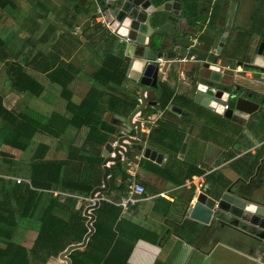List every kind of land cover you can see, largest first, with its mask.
I'll return each mask as SVG.
<instances>
[{
	"label": "crops",
	"instance_id": "0c3cea01",
	"mask_svg": "<svg viewBox=\"0 0 264 264\" xmlns=\"http://www.w3.org/2000/svg\"><path fill=\"white\" fill-rule=\"evenodd\" d=\"M13 1L15 9L5 11L0 9V35L8 32L6 35L18 38L19 43L17 42L16 48L28 53L27 62L29 67L27 71L31 77L43 86V92L38 97H31L13 91L9 84L10 93H6L5 96L0 93L5 108L12 110L14 113L27 111L40 122L37 132L30 140L26 150L21 151L6 145H0V152L10 155L14 162L23 165L18 167V169H22V173L9 176L6 173V167L0 163V176L12 181H14L12 177H18L24 180L21 183H28V165L33 161L40 160V158L44 161H70L71 168L75 172L79 170L77 173L82 172L83 174L80 176H86L88 174V164L80 162L78 156L81 153L76 149L81 148L89 140H86V137L89 135L90 128L85 125L78 130L68 124L71 113L66 109V101L62 97V88L50 79L47 75L48 72L40 73L37 68H46V66L52 68L53 66L52 69H54L61 65L71 67L70 75L72 77L66 91L70 93L71 103L79 105L90 88V74L101 65V50L105 48L107 52L117 53L122 48L117 46L120 42L108 28V25L99 21L95 13L96 9L93 12L94 22L106 29L113 40L116 38L117 44L109 45L100 42V40H96L97 43L95 42V38L101 35L102 28L98 31L92 30L91 37L95 36L93 40H86L83 37V29L89 24L88 17L92 13L87 14L85 17L78 16L76 22H72L73 25L69 28L67 23L64 22L70 16L66 15L68 13L66 9L70 7L69 1ZM90 1H94L97 7L96 0H79L82 6H86ZM174 1L179 3L180 8L179 16L172 18L171 21L177 29L176 36L181 38L183 42L188 41V46H191L190 55L196 56L191 51L200 52L201 54L203 52L204 59L200 60L195 57V61H189L181 65L169 63L162 83L171 90L173 102L171 101L166 109L161 111L158 106L160 86L156 94L153 91H148L144 93L145 108L140 115L137 114L133 118V121L137 119L144 120L141 132L146 135L145 139L148 142L149 138H152L153 142L162 139L165 144L171 143L172 147L168 150L160 142L154 145L161 149L167 155V158L164 165L151 162L152 164L174 170L176 177H183V174L186 173L182 163L193 164L196 170L203 173L202 175L194 174L191 178L202 177L203 186L198 191L194 187L187 186L186 182L183 185L176 186L164 178L156 176L145 166L142 167L141 162L145 159L137 157L135 158L138 160L137 163L127 160L131 163L135 172V180L143 186L144 194L135 206L123 210L122 216L145 231L152 233L147 234L143 238L144 240L136 242L129 256L128 264H154L158 260L165 264H201L203 260H215V257L221 264L222 261L226 262L227 258L232 255L244 260L245 264H264V248L259 250V245L252 238L234 229L220 227L213 224V222L207 226L203 225L202 229H198L199 231L193 236L194 227H191V229L186 224L187 220H184L187 206H191L199 192L211 196L207 191L212 186L206 179L210 175L214 176L215 179H220L223 176L231 180L229 186L238 180L246 181L251 178H254L255 181L259 180L258 188H253L256 198L252 199L264 205V0H184L192 2L195 12L199 16V19L193 24H189L184 17L183 4ZM25 19L28 20L27 24L30 26L26 30L21 26V22ZM3 21H10V24H12L10 25L11 29L4 28L5 22ZM29 36L33 37L30 41ZM39 36H44V39L47 38L42 43L37 44L36 40ZM59 36L65 37V41L58 43ZM217 36H224L221 47L214 42ZM26 37H28V40L24 41ZM200 37H203L204 41H201ZM191 39H196V43L192 44ZM213 46L221 48V51L217 52L213 49ZM122 49L123 57L128 62V58L124 54V48ZM38 50L44 52V58L31 61ZM172 50L179 57L185 54V48L181 49L175 44H173ZM213 57H218L222 65L228 66L235 73L242 75L236 79L237 85L253 91V95L257 93V98L253 100L260 106L257 111L247 118H240L242 120L240 127L235 125L233 121L215 113L212 109H204L186 102L183 97L184 94L189 95L192 93L190 91L192 82L189 83V80L191 81L194 73V81H196V76L202 65ZM238 63H242L241 66H238ZM179 70L184 71L185 82L179 79ZM5 77L7 80L6 75ZM140 89V85L126 77L122 85L116 89L118 92L116 95L125 100L123 96L131 97L135 93L138 101L137 106L134 108L136 109L140 105ZM6 98L11 101L10 107L6 106ZM260 98H262L261 101ZM131 99L132 97L127 99L126 102H131ZM106 101L107 98L103 96L102 103L104 104ZM151 103H155V105L153 106ZM170 106L192 113L193 118L177 116L168 110ZM104 107H106V104ZM134 109L127 110L118 106L113 113L108 112L106 109L102 115L99 111L96 112L101 116V122H105L107 127L112 129V132L107 133V138L100 149L102 158L100 167L103 171L101 179L104 174V157L102 156L104 145L110 135L125 131L122 127L118 128L112 123L114 116L127 118ZM147 110L152 111V113L149 114ZM158 116L155 126H151L146 121L148 117L156 119ZM95 124L99 129L101 123L97 122ZM190 125H193V129L181 154V145ZM56 133H58V136ZM161 133L162 135L172 134V140L169 141L166 138L167 136L163 137ZM134 134L135 130H132L130 135L133 136ZM97 140V134H92L90 143H85L86 150H92L96 147ZM74 155L77 157L75 158ZM127 161L126 158H122V161H120L125 164L126 169ZM246 163L251 165L249 172L245 171ZM111 165L113 164H108V167L110 168ZM108 178L109 174L107 180ZM188 180L190 179L186 181ZM102 186L103 179L100 187ZM47 192H51L53 196H58L61 201L68 196L75 197L78 199L77 207L82 206V208H85L89 206L88 203L81 200L84 197L70 195L58 190ZM100 195L114 201L103 193H100ZM227 230L234 232L237 235L236 238H225L224 234ZM182 235L183 237H189L192 244L182 240L183 238L180 237ZM36 236L34 225L22 221L15 233L14 241L29 249ZM50 261L51 259L48 264Z\"/></svg>",
	"mask_w": 264,
	"mask_h": 264
},
{
	"label": "trees",
	"instance_id": "16d2710c",
	"mask_svg": "<svg viewBox=\"0 0 264 264\" xmlns=\"http://www.w3.org/2000/svg\"><path fill=\"white\" fill-rule=\"evenodd\" d=\"M66 1L70 3V7L66 9L68 12L66 15L70 16L64 22L67 23L69 28L72 27V22H76L78 16L85 17L87 14L92 13L88 17L89 24L83 29V37L86 40H93L95 36L91 37L92 30L98 31L102 28L98 23L94 22L95 2L90 1L86 6H82L79 0ZM166 1L168 0H151L154 6H160ZM176 1L183 4V14L189 24H193L199 19L192 2ZM96 2L103 9L105 1L96 0ZM0 9L4 11L15 9L14 1L0 0ZM27 23V19L21 22V26L25 30L30 27ZM101 30V35L95 38L96 43V40H100V42L109 45L117 44L116 38L113 40L106 29L102 28ZM8 37L0 38V67L7 76L10 88L27 96H40L43 92V86L31 77L27 71L29 67L27 62L28 53L16 48L13 44V38L15 37L11 35ZM31 39L33 37L29 36V41ZM45 39L44 36H39L36 42L39 44ZM27 40L28 37L24 39V41ZM200 40L204 41L203 37H200ZM62 41H65V37L59 36L58 43ZM58 43L56 42V44ZM174 44L184 49L189 43L188 41L183 42L181 38L176 36ZM117 46L123 48L122 43L117 44ZM122 48L117 53L107 52L105 48L103 49L104 51L101 50V65L90 74V88L79 105L71 103L70 93L66 91L69 80L72 77L70 75L71 67L61 65L54 69H52L53 66L52 68L51 66L37 68L40 73L48 72L47 75L50 79L58 83L62 88V97L66 101V109L71 113L68 124L78 130L85 125L90 128L89 135L86 137V140H89H85V143H90L92 134H97L98 140L96 147L92 150H86L85 143L81 148L76 149L81 153L78 156L80 162L88 164V174L86 176H80L82 172L77 173L79 170L75 172L71 168L72 164L70 161H44L42 158L28 165V183L17 184L15 181L0 176V264H48L50 259L57 258L68 246L82 242L84 235L88 231L86 227L88 218L83 215L82 206L77 207L78 199L68 196L61 201L58 196H53L51 192L47 191L58 190L74 196L88 197L93 189L102 185L101 176L103 171L100 167L102 162L100 149L107 138V133L112 132V129H109L105 122H101L100 115L105 112V109L113 113L118 106L129 110L134 109L138 104L135 93L131 96V102H126L127 99L131 98L129 96H123L125 100H122L116 95L118 93L116 89L126 79L127 60L123 57ZM191 53H194L195 57L200 60L204 59L203 52L201 54L200 52L191 51ZM44 56V52L38 50L31 61L42 60ZM194 75L191 81L189 80V83H194ZM159 86L158 106L159 110L162 111L166 109L173 98L172 92L167 85L162 83ZM103 96L107 98L104 104L102 103ZM188 96L186 94L183 95L185 101L192 104ZM105 104L106 107H104ZM97 111L100 112V115L96 113ZM147 112L149 114L152 113L149 110ZM97 122L101 123L99 129H97L95 124ZM39 124L40 122L27 111L14 113L12 110L5 108L3 106V98L0 95V145H6L21 151L26 150L30 140L37 132ZM56 134L58 136V133ZM162 136H167L166 138L169 141L173 138L172 134H163ZM182 138L183 136L180 138V142ZM157 142L167 147V150L172 147L170 142L165 144L162 139ZM157 142H153V139L149 138V144L153 147H155L154 145ZM159 150L161 151V149ZM74 156L75 158L77 157L76 155ZM0 163L6 167V173L9 176L22 173V169H18V167L23 165L14 162L12 157L6 153L0 152ZM246 165L245 171L249 172L251 165L248 163ZM141 166H145L156 176L164 178L176 186L183 185L194 174L202 175L203 173L200 170H196L193 164L187 163H182V167L186 171L183 177H176L174 170L162 168L145 160H142ZM247 167H249L248 170ZM125 169L123 162H116L109 168V188L103 194L114 201H118L126 195L128 176ZM206 179L212 186L207 192L214 197L219 196L231 184V180L223 176L220 179H215L214 176L210 175ZM122 211L120 207L107 202H101L98 208L92 211L94 232L83 249L74 250L69 254L70 264H128L129 256L136 242L144 240L143 238L147 234L152 233L127 220L122 216ZM22 221L33 224L37 233L29 249L14 241L15 233ZM186 224L190 228L194 227L193 236L203 226L188 220ZM180 237L185 242L192 244V240L189 237H183V235ZM154 264L165 263L158 260Z\"/></svg>",
	"mask_w": 264,
	"mask_h": 264
},
{
	"label": "water",
	"instance_id": "95a60500",
	"mask_svg": "<svg viewBox=\"0 0 264 264\" xmlns=\"http://www.w3.org/2000/svg\"><path fill=\"white\" fill-rule=\"evenodd\" d=\"M103 15L108 28L115 34L118 41L123 44L124 54L128 58L126 77L141 86L139 91L140 105L127 117L114 116L113 124L125 129L123 133L110 135L102 150L103 161V186L95 188L89 195L93 198L95 194L104 193L108 189V164L122 161V158L137 163V157L148 160L157 165H164L167 155L153 147L145 139L146 135L141 132L143 119L133 121L137 114H141L145 108L144 93L153 91L155 94L171 59L177 56L172 50L176 40L177 29L172 24V18L179 16V3L168 0L160 6H154L151 0H104ZM224 36H217L215 43L221 47ZM217 52L221 48H215ZM168 50V51H167ZM157 58L165 59L160 71L154 61ZM242 63H238L241 66ZM241 74L235 73L233 69L222 65L218 57L205 61L196 76L197 80L190 85L188 98L193 105L204 109H212L215 113L227 119L247 118L257 111L259 104L253 100V91L237 85L236 79ZM247 80V79H246ZM153 106L155 103H151ZM227 107V109H224ZM169 111L177 116L193 118V114L181 108L170 106ZM193 125L189 126L187 135L181 145L180 153L186 147ZM135 130L132 136L130 132ZM99 206H87L83 215L88 218L87 233L79 244L68 246L58 258L70 264L69 254L77 249H83L94 229L92 222L94 216L91 211ZM252 207V210L250 209ZM223 214L235 220L244 222L241 228L246 234L253 236L248 231L264 232V206L253 204L241 196L231 192L227 188L219 196H209L199 192L191 206H187L184 213L185 219L201 225H210L214 221H222Z\"/></svg>",
	"mask_w": 264,
	"mask_h": 264
},
{
	"label": "built area",
	"instance_id": "2783aa9c",
	"mask_svg": "<svg viewBox=\"0 0 264 264\" xmlns=\"http://www.w3.org/2000/svg\"><path fill=\"white\" fill-rule=\"evenodd\" d=\"M96 15L99 19V21L102 24H107L106 19L103 15V10L97 5L96 7ZM191 43H196V39H191L190 40ZM190 48L191 46H188L185 48V54L184 56H176L175 58L171 59L169 63H177V64H185L189 61H195V56L190 55ZM157 65L158 71L161 70V66L165 63V60H163V58H157L154 61ZM178 76L179 79L181 81L186 80V76L183 70H179L178 71ZM226 109V107L224 108ZM160 116V113H159ZM159 116L155 119L153 117H148V119H146V121L148 123H150L151 126H155L156 125V120L159 118ZM128 159H126L127 161ZM126 173L128 174V180H127V191H126V195L121 197L120 200L114 202L110 199L105 198L104 196L100 195V194H95L93 198L90 197H84L81 198V200H83L84 202L88 203L89 206H93L96 203H100L102 201L105 202H109L112 203L118 207H120L122 210H127L129 207H133L135 206L140 200L142 195L144 194V188L142 185H140L136 180H135V172L131 166V163L129 161L126 162ZM12 179L16 182V183H21L24 180L18 177H12ZM187 186L190 187H194L196 191H198L199 189L202 188L203 186V178L202 177H194L191 178L190 180L186 181L185 183Z\"/></svg>",
	"mask_w": 264,
	"mask_h": 264
},
{
	"label": "flooded vegetation",
	"instance_id": "af4514ba",
	"mask_svg": "<svg viewBox=\"0 0 264 264\" xmlns=\"http://www.w3.org/2000/svg\"><path fill=\"white\" fill-rule=\"evenodd\" d=\"M252 97H253V99H256L257 93L255 95H252ZM261 100H262V98H260V101ZM226 109H227V107H226ZM229 120L233 121V123H235V125H237L238 127H240V124L242 123V120H240L239 117L236 118V120H232V119H229ZM253 179L254 178L247 179L246 181L238 180L236 182H233L232 183L233 185L229 186L228 188L231 190V192L237 194L238 196L243 197L244 199L248 200L251 203L255 202V204L257 203L258 205H263V204L255 201V200H253L256 198L255 192L253 191V188H258V185H259V180L255 181ZM241 181H242V183H241ZM213 224H217L220 227H228L230 229H234L235 231L242 233V234L246 235L247 237H250L253 240H255L257 242V244L259 245V247H258L259 250H261V248H264V232H261V231L253 232L252 228H248L247 230L252 232L254 235L251 236V235L245 234V232L243 230H241V228L245 226L244 222H242V221H239V220L237 221L234 218H232L226 214H223L222 221L217 220V221L213 222Z\"/></svg>",
	"mask_w": 264,
	"mask_h": 264
},
{
	"label": "rangeland",
	"instance_id": "374dc122",
	"mask_svg": "<svg viewBox=\"0 0 264 264\" xmlns=\"http://www.w3.org/2000/svg\"><path fill=\"white\" fill-rule=\"evenodd\" d=\"M3 22H5L4 23V25H5L4 28L11 29V26L10 25H12V24H10L11 23L10 21L9 22L3 21ZM6 34H8V32H4V34L0 35V38H7L9 35H6ZM17 42H18V38H13V44L15 46H17V44L19 43V42L18 43ZM5 75H6L5 72L0 67V93H3L4 96L6 95V93H8L10 91L9 90V82L6 80ZM5 101H6V106H9L10 107L11 106L10 99L6 98ZM236 236L237 235L234 232L230 231V230L225 231V234H224V237L225 238H236ZM229 256H231V254H229ZM217 260H216V257H215V260L206 259V260H203V262H201V264H220V262L217 261ZM49 264H65V262L62 261V260H60L57 257V258L51 259V261H50ZM221 264H245V261L242 260V259H240V258H238V257H236V256H234V255H232L231 257L227 258L226 262H223L222 261Z\"/></svg>",
	"mask_w": 264,
	"mask_h": 264
},
{
	"label": "bare ground",
	"instance_id": "6f19581e",
	"mask_svg": "<svg viewBox=\"0 0 264 264\" xmlns=\"http://www.w3.org/2000/svg\"><path fill=\"white\" fill-rule=\"evenodd\" d=\"M250 209L252 210V207H250Z\"/></svg>",
	"mask_w": 264,
	"mask_h": 264
}]
</instances>
